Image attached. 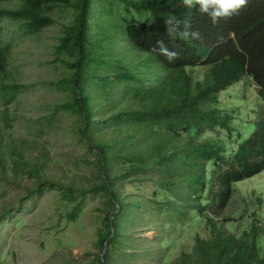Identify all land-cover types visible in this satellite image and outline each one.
Returning a JSON list of instances; mask_svg holds the SVG:
<instances>
[{
    "label": "trees",
    "instance_id": "16d2710c",
    "mask_svg": "<svg viewBox=\"0 0 264 264\" xmlns=\"http://www.w3.org/2000/svg\"><path fill=\"white\" fill-rule=\"evenodd\" d=\"M56 11L65 19L67 16V21L61 24L52 62L63 65L65 76L57 86L68 90L69 95L63 103L48 105L49 115L40 117L37 122L43 120L45 126H51L58 121V113L70 114L81 144L89 151H96L91 163L95 175L87 179L90 181L88 187L74 181L61 183L46 179L40 172L46 164L43 159L49 158L42 152L47 145L42 143L37 162H32L25 159L23 150L38 149L37 146L20 140L19 146L8 142L11 144V178H6L5 160L0 152L1 178L11 184L20 183L23 177L32 180L34 185L25 187L27 198L44 194L48 190L44 185L60 191V201L69 208L66 218L71 222L83 212L82 203L88 195L98 193L103 197L106 208H99L101 215L96 217L94 248L98 253H86L91 257L87 264H113L116 245L121 250L118 257L123 258L126 248L121 238L125 226L130 229L137 220L142 225L144 216L150 217V222L154 212L158 215L167 212L168 224H173L168 229L167 239L159 229L154 240L160 242L159 262L163 264H264L262 195L252 193L254 197L245 200L244 210L238 217H225L223 212L235 189L233 182L243 175L232 169L231 160L221 151L206 154L196 164L194 154L201 155L203 149L190 148L189 153L184 152L165 133L164 144L157 141L161 108L163 105L164 110L170 107L164 104L168 98L162 95L170 94L131 74L132 60L137 61L133 63L134 69L143 64L148 70H156L161 65L180 64L179 57L191 52L209 55L212 63L217 62L215 73L228 65L243 70L245 60L252 66L251 63L264 57V0H248L238 13L216 24L198 14L196 5L188 8L182 0H20L14 9H0V22L6 18L19 23L21 31L16 34L19 44L53 25ZM169 18H174L176 29L172 36L169 35L172 26L166 23ZM3 28L0 25V101L8 105L16 98V93L26 90L28 85L13 76L14 44L4 41ZM186 30L198 31L200 38L193 40L182 36ZM229 33H233L234 38L224 42ZM157 40H163L170 49L176 50L178 57L169 62L153 52ZM223 73L229 75L227 71ZM170 84L171 78L165 77L164 86ZM117 91L132 99L124 98L118 109ZM134 100L140 104L139 108L134 106ZM179 117V129H183L188 117L181 112ZM0 120L4 126L13 127L10 116L1 114ZM117 128L120 133L116 135ZM248 128L252 130L253 127L250 124ZM35 130L42 131L44 127ZM198 131L200 127L195 126L190 135ZM219 132L224 136L232 134L231 128L225 126ZM99 136L101 139L97 140ZM4 138L0 131V140ZM260 149L264 150V140L259 133L249 132L238 156L255 154L256 161L264 162V157L257 156ZM208 169L214 172L208 173ZM170 195L175 197L174 201ZM160 196H166V201ZM21 202L23 199L17 201V207L11 204L8 208L2 207L0 223L6 216L8 222L14 221L11 214H17ZM15 222L18 224L22 220ZM179 226L195 230L196 235L193 243L181 248L174 260L166 263L171 251L177 248V243H169L168 239L178 234ZM134 241L130 235L125 245L133 249ZM146 241L151 249V241ZM137 243H143V239L139 238ZM166 244L169 246L164 249ZM139 248L142 257V246ZM146 254L149 255V251ZM135 256L129 253L130 259ZM149 261L152 262L150 258ZM141 262L142 259L138 264Z\"/></svg>",
    "mask_w": 264,
    "mask_h": 264
},
{
    "label": "rangeland",
    "instance_id": "374dc122",
    "mask_svg": "<svg viewBox=\"0 0 264 264\" xmlns=\"http://www.w3.org/2000/svg\"><path fill=\"white\" fill-rule=\"evenodd\" d=\"M19 3L20 0L2 1L0 8H15ZM53 17L55 19L53 25L36 35L26 37L19 44L16 41L12 48L13 76L31 87L18 92L16 98L8 105L0 102V118L1 114L8 115L13 123V127L10 128L0 122V131L5 135V138L0 140V152L6 163L5 173L8 178H11L13 174L12 162L9 159L11 144L8 142L13 141L17 146L20 140L33 142L38 149L23 150L25 159L32 162L33 160L37 162L36 157L44 142L47 146L42 149V152L47 153L49 158L43 159L46 164L40 174L46 179L61 183L74 181L79 186L88 187L90 181L88 182L87 179L95 175L91 163L95 160L93 152L96 151H89L81 144L76 135L72 116L67 113H58V121L52 123L51 126H45L43 120L37 122L40 117L49 115L48 105L63 103L69 95L68 90L57 86L58 81L65 76L63 65L60 62H52L55 59L54 45L61 34V24L67 21V16L65 19L61 12L56 11ZM4 25L5 28L1 34L5 41H8L11 34H19L21 31L16 21L10 24L5 21ZM39 126H43L44 130L36 131L35 129ZM119 133L120 130L117 128L115 134ZM107 137L109 138V135ZM96 139L100 140L101 136ZM157 141L164 142V131ZM1 173L0 171V178ZM31 185H34V182L25 177L20 183H14L12 188L6 181L0 182V213L2 207L8 208L10 204L17 207V201L23 199L17 214L15 215L14 212L11 214L14 221H3L4 223L0 224V264H87L91 257L85 254L98 253L94 248L98 227L96 217L101 215L99 208H106L103 205V197L98 193L88 195L82 203L83 212L71 222L66 218V210L69 211V208L67 209L60 201V191L49 189L44 185L45 190L48 189L44 194H36L32 198H27L29 196L25 195V187ZM255 191L264 197V179H250L243 182L238 187V192L233 193L223 215L238 217L244 210L245 200L254 197L251 195ZM118 193L119 190H117ZM159 198L166 201V196ZM170 198L171 201L175 200L174 196L170 195ZM166 215L167 212L159 215L154 212L150 222L148 221L150 217L144 216L145 220L142 225L137 220L130 229L125 226L124 236L121 238L123 248H126L124 257H118L121 250L116 245L115 258L112 263L138 264L142 259L141 264H163L162 261L159 262L160 242L154 240L158 236L159 229L164 239H167L168 229L173 224H168ZM17 219L22 222L17 224L15 222ZM178 229V234L168 239L169 243L175 241L177 248L171 251L172 255L167 258L166 263L173 261L181 248L193 243L196 235L193 229H183L181 226ZM129 234L135 240L133 249L125 245ZM202 234L206 236L205 233ZM139 238L143 239V243H137ZM146 239L151 241V249ZM139 245L142 246V257L139 256ZM168 246L166 244L164 249ZM147 251L149 255L146 254ZM130 252L136 255L135 259L129 258Z\"/></svg>",
    "mask_w": 264,
    "mask_h": 264
},
{
    "label": "clouds",
    "instance_id": "9594fccd",
    "mask_svg": "<svg viewBox=\"0 0 264 264\" xmlns=\"http://www.w3.org/2000/svg\"><path fill=\"white\" fill-rule=\"evenodd\" d=\"M182 3L188 8L196 5L198 14L210 19L212 24H216L219 20L230 18L238 13L248 4V0H182ZM5 21H8V24L11 23L9 19H2L0 25L4 28ZM166 23L172 26L169 28V35H175L174 18H169ZM189 27L192 28V24ZM181 35L190 37L193 40L200 38V33L193 30H186ZM233 38V33H229L224 42ZM8 40L11 44H15L17 41L16 34H11ZM110 41L113 42L114 40L110 39ZM237 49L242 52L239 47ZM152 51L163 56L169 62L175 60L179 55L176 50L170 49L163 40H157ZM179 60L181 61L180 64L161 65L156 70H148L143 67V64L141 68L134 69L133 63L137 64V61L132 60L133 63H131L133 77L154 86L157 90L166 91L170 94L162 95L168 98V101H164V104L168 103L170 107L164 110L163 105L161 108V130L156 136V140L164 131L184 152L189 153L190 148L203 149L201 155L194 154L196 164L202 161L206 154L221 151L231 160L232 169L243 175L242 179L233 182L235 185L233 193L238 192V187L247 180L264 179V162L256 161L254 159L255 154L238 156V152L246 142L249 132L259 133L264 140V57L251 63L252 66L245 60L243 70L228 65L217 73L214 72L217 62L212 63L209 55L191 52L179 57ZM223 71L229 72V75H224ZM165 77L171 78L170 86H164ZM30 87L28 85L27 89ZM117 94L119 98L118 108L124 98L131 99L121 96L118 91ZM156 96L153 95V97ZM142 104H145V100ZM134 106L139 108L140 104L134 100ZM179 112L188 117L183 129H179ZM243 117L248 118L242 119ZM225 121L227 123H224ZM250 124L253 127L252 130L248 128ZM195 126L200 127V131L195 135H190L192 128ZM224 126L231 128L232 134L230 136H224L219 132V129ZM161 143L164 144V142ZM257 156L262 159L264 150H258ZM210 172L213 173L214 171L208 169V173ZM4 179L0 178V182L7 181ZM6 183L11 187L14 184ZM7 217L6 220L2 221H8ZM2 223L4 222L0 224Z\"/></svg>",
    "mask_w": 264,
    "mask_h": 264
}]
</instances>
